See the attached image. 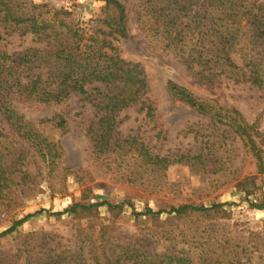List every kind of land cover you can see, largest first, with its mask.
Here are the masks:
<instances>
[{"label":"trees","instance_id":"obj_1","mask_svg":"<svg viewBox=\"0 0 264 264\" xmlns=\"http://www.w3.org/2000/svg\"><path fill=\"white\" fill-rule=\"evenodd\" d=\"M100 1L105 4L103 18L84 27L63 9L26 0H0V28L5 36L31 34L47 45L45 49H28L12 55L0 53V117L9 129V137L0 134V210L16 208L20 198L17 189L29 184L32 187L26 169L29 158L44 167L48 176L60 169L69 172L63 162L62 146L49 138L52 131L68 132L67 119L56 113L50 118L30 121L14 102L59 106L72 95H79L92 103L100 117L95 126L87 129L86 136L96 159L115 157L116 162H133L143 173H159L176 163L195 166L202 158L182 155L170 159L155 154L138 137H119L121 111L141 104L153 121L155 107L142 101L149 91L142 65L122 59L115 44L129 37L125 5L119 0ZM140 11L139 24L149 47L173 57L199 84L210 85L213 79L224 77L235 84L264 89V2L261 0H140ZM167 88L174 102L230 127L253 154L258 173L264 175V133L250 125L241 112L198 97L172 80L167 82ZM104 205L111 211L122 209V205L108 203H78L54 216L71 213L79 217ZM225 206L183 205L168 214L176 219L193 216L223 219L228 214ZM252 206L264 209V203ZM164 213L167 212L148 208L140 215L159 218ZM32 217L28 215L14 223L12 228L0 233V239ZM76 231L81 244L88 245V259L83 254L84 248L78 246L47 251L48 242L33 234L1 264H87V260L92 264L190 262L178 255H148L132 241L116 244L111 236L105 237L108 231H100L97 238L89 236L79 225Z\"/></svg>","mask_w":264,"mask_h":264},{"label":"rangeland","instance_id":"obj_2","mask_svg":"<svg viewBox=\"0 0 264 264\" xmlns=\"http://www.w3.org/2000/svg\"><path fill=\"white\" fill-rule=\"evenodd\" d=\"M26 1L66 10L84 27L102 19L105 6L100 0ZM119 1L128 14L129 37L115 44L122 59L142 65L149 85L142 101L155 107L153 121L141 104L121 111L119 137H138L155 154L170 159L182 155L202 158L195 166L176 163L166 171L143 173L128 160L120 163L115 157L92 156L86 131L95 126L100 114L81 96L72 95L59 106L14 102L30 121L37 122L56 113L67 119L68 132L52 131L49 138L62 146L63 162L69 172L60 169L48 176L44 167L28 159L26 169L32 187L29 184L17 189L20 198L16 208L0 210V233L28 215L33 217L0 239V264L33 234L48 242L47 251L78 246L84 248L83 254L88 259V245L81 244L77 238L78 225L91 237L97 238L100 231H108L105 237L111 236L116 244L132 241L148 255L183 256L190 260L188 264H264V209L252 206L264 203V175L258 173L256 159L230 127L174 102L167 82L172 80L198 97L238 110L261 134L264 133V89L235 84L224 77L213 79L210 85L199 84L173 57L149 47L139 24L140 0ZM46 47V42H39L31 34L5 36L0 28V53L12 55ZM0 134L9 137V129L1 117ZM78 203H108L122 205V209L111 211L104 205L79 217L71 213L54 216ZM213 204L226 205V218L176 219L168 214L183 205L211 207ZM148 208L167 213L159 218L140 215ZM87 264L92 262L87 260Z\"/></svg>","mask_w":264,"mask_h":264}]
</instances>
